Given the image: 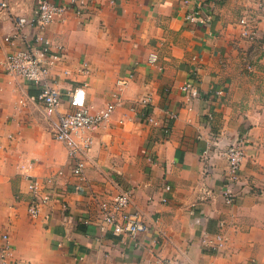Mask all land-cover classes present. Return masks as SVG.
Masks as SVG:
<instances>
[{
	"label": "crops",
	"instance_id": "0c3cea01",
	"mask_svg": "<svg viewBox=\"0 0 264 264\" xmlns=\"http://www.w3.org/2000/svg\"><path fill=\"white\" fill-rule=\"evenodd\" d=\"M87 1L82 17L67 12L47 27L51 43L64 47L52 70L57 87L80 80L64 77V68L88 62L86 102L97 109L111 100L119 76L130 70L134 76L110 120L90 131L83 180L72 175L64 146L53 138L56 119L45 117L38 89L2 68L3 57L25 45L3 37L15 32L13 17L32 15L34 0H10L0 10V247L6 233L7 263L264 264V7L254 0H205L202 8L195 0ZM243 16L255 28L252 40L241 35ZM33 31L23 29L28 38ZM145 95L160 122L167 111L177 114L167 136L128 108ZM240 133L247 142L228 204L221 152ZM203 148L211 155L207 173ZM24 156L41 179L62 171L53 199L36 217L27 213L26 182L17 168ZM124 189L132 190L130 209L141 213L148 231L128 236L96 225L95 198ZM219 221L226 249L206 252L201 238L218 231Z\"/></svg>",
	"mask_w": 264,
	"mask_h": 264
},
{
	"label": "built area",
	"instance_id": "2783aa9c",
	"mask_svg": "<svg viewBox=\"0 0 264 264\" xmlns=\"http://www.w3.org/2000/svg\"><path fill=\"white\" fill-rule=\"evenodd\" d=\"M116 0H108L114 3ZM188 2L189 0H184ZM198 7H203L205 0H195ZM259 7H264V0H254ZM10 0H0V10L9 7ZM90 7L87 0H34L32 15L15 16L12 18L15 32L12 35L3 37V40L13 44L16 39L22 40L25 45L7 53L2 61V68L5 73L22 76L33 83L38 89L37 98L41 103L43 112L47 120L51 121L54 116L56 121L52 122L53 138L59 141L65 148L67 156L72 163L71 173L79 180L85 179V165L88 152L93 144V137L90 131L100 127L110 120L116 107L122 103L121 92L133 79L132 70L119 76L115 81V89L111 100L107 101L102 107L93 109L86 102V88L89 84L91 67L88 62L82 61L74 69L64 68L62 74L64 77H80L77 84L66 87L64 90L57 87L56 75L52 72L54 67L61 61L64 55L62 44H53L46 35L48 25L57 20H64L67 12L82 17ZM194 19L195 15L191 13L187 16ZM241 35L249 40L255 38L256 31L247 17L239 19ZM26 26L34 29L31 37L23 32ZM156 54L149 56V61H154ZM186 90V86L183 87ZM17 104L23 105V99L17 100ZM151 98L149 95L139 97L135 103L128 108L136 112L141 118L153 125L161 127L164 136L170 132L171 122L177 116L173 111L165 113V119L160 122L151 114ZM247 142L245 133H240L231 141L221 152L226 158L227 168L223 177L222 195L225 202L233 203L234 185L239 179V170L241 160L244 156V146ZM203 161L205 173L211 169V155L208 148H203L200 153ZM18 171L26 182L27 213L31 217L39 214L41 205L53 199V184L56 176L62 171L57 170L46 178H39L33 173V162L27 157H23L17 165ZM75 189L80 190L81 185L75 184ZM169 189V185H165ZM131 189H124L112 195L107 200L96 199L100 217L96 221L99 229L103 226H109L114 234H126L135 236L138 232L149 230V225L137 209H130ZM162 201L166 198L162 197ZM85 219L83 222H88ZM224 221L218 222V231L211 235L204 234L201 238V244L206 252L222 253L226 249L227 237L223 231ZM3 243L0 247V264H8L6 258L12 255V246L6 233L2 234ZM164 264H175L173 261L165 260ZM204 264H213L211 261H205Z\"/></svg>",
	"mask_w": 264,
	"mask_h": 264
}]
</instances>
